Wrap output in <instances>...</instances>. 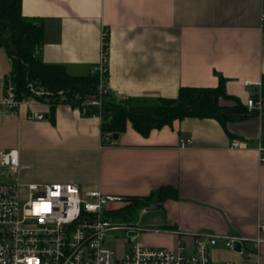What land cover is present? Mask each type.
<instances>
[{
  "label": "crops",
  "instance_id": "1",
  "mask_svg": "<svg viewBox=\"0 0 264 264\" xmlns=\"http://www.w3.org/2000/svg\"><path fill=\"white\" fill-rule=\"evenodd\" d=\"M22 14L40 21L38 57L73 76L99 63L101 32H108L106 92L119 102L175 98L181 87L214 88L242 104L254 94L246 83L264 81V0H22ZM0 49V95L10 71ZM226 104V103H225ZM43 119L31 120V113ZM98 115L79 107L23 102L0 121V152L16 150L22 184L74 183L103 195L146 197L169 187L175 198L157 203L146 246L192 248L216 236V264H264V116L250 115L222 127L214 119L185 118L147 136L130 124L114 145H103ZM241 143L233 148L232 141ZM12 179V178H10ZM139 234V233H138ZM242 237L243 253L223 246ZM259 238L258 257L251 240ZM117 239L109 237V242Z\"/></svg>",
  "mask_w": 264,
  "mask_h": 264
},
{
  "label": "built area",
  "instance_id": "2",
  "mask_svg": "<svg viewBox=\"0 0 264 264\" xmlns=\"http://www.w3.org/2000/svg\"><path fill=\"white\" fill-rule=\"evenodd\" d=\"M264 26V18H262ZM108 32H101V52L99 63L90 73L99 77L98 94L106 93ZM39 45L35 51H39ZM254 86V94L244 103L249 114L264 116V81L246 83ZM30 97L18 99L14 77L4 76L3 91L0 95V121L17 113L23 102L45 103L53 96L47 90L28 85ZM61 91L58 92L61 95ZM98 101L86 100L87 104L99 105ZM45 99V100H44ZM31 120L43 119V115L31 113ZM107 145H114L112 134L103 138ZM233 148H241V143L232 141ZM259 161L264 164V143L257 148ZM0 167L7 169V181H0V264H216L210 256V248L218 243L216 236L206 240L198 238L192 248L179 243L174 249L146 246L135 241L141 228L136 224L117 225L107 215V207L119 203L123 198L103 195L99 191H83L74 183L22 184L16 175L19 158L16 150L0 152ZM25 189L28 200L21 204V191ZM58 192V195L52 193ZM42 205H47L45 210ZM120 229L125 234L122 250L116 251L108 246V234ZM264 232V225L258 227ZM136 232L129 237L128 233ZM114 238V237H111ZM116 239V238H114ZM248 240L242 237H223V246L243 253ZM251 254L258 257L257 249L261 240L257 237L250 241ZM129 244V248L125 245ZM227 264H232L231 262Z\"/></svg>",
  "mask_w": 264,
  "mask_h": 264
},
{
  "label": "trees",
  "instance_id": "3",
  "mask_svg": "<svg viewBox=\"0 0 264 264\" xmlns=\"http://www.w3.org/2000/svg\"><path fill=\"white\" fill-rule=\"evenodd\" d=\"M21 1L0 0V49L10 60L8 73L14 77L18 99L30 97L28 85L31 84L53 94L44 99L51 109L58 104H68L79 107L85 115H98L103 145H107L103 140L105 135L121 134L128 124L141 136H147L152 130L170 126L175 120L214 119L225 127L228 122H240L254 114L247 113L244 104L226 93L222 77L214 88L181 87L175 98H159L153 103L131 99L115 102L107 92L100 96L97 73L73 76L61 65H49L40 60L35 46L40 47L43 42V25L22 14ZM99 96V105L86 103L88 98ZM175 197L176 191L165 187L146 197H126L116 203L117 207L108 206L106 213L126 221L140 209Z\"/></svg>",
  "mask_w": 264,
  "mask_h": 264
},
{
  "label": "rangeland",
  "instance_id": "4",
  "mask_svg": "<svg viewBox=\"0 0 264 264\" xmlns=\"http://www.w3.org/2000/svg\"><path fill=\"white\" fill-rule=\"evenodd\" d=\"M4 53V52H3ZM4 56H5V65L7 66V70H9V65H7V58H6V55L4 53ZM7 175V169L6 168H3V167H0V181H7V180H11L10 178L7 179L6 177ZM28 200V196H27V192L25 189H23L21 191V204H24L26 201ZM109 206L111 207H117V204L116 203H112L110 204ZM151 214V213H150ZM150 214H144L140 212V210L134 212V214L132 215V217H130L128 220L124 221L123 219H120V218H114L113 216H109L110 219L112 220V222L114 224H117V225H123V224H136L140 227H143V228H149L148 226L150 225L151 222H149L148 220V216ZM140 231H143V230H140ZM139 231V234L138 236L136 237L135 241H140L142 239V233H145V232H140ZM109 236L111 237H114L117 239V241L115 242H109L108 243V246L112 249H114L117 253V255L121 252L122 250V240L124 239L125 237V234L123 233L122 230L120 229H117V230H113L111 231L109 234ZM125 248H129V244H126L125 245Z\"/></svg>",
  "mask_w": 264,
  "mask_h": 264
},
{
  "label": "water",
  "instance_id": "5",
  "mask_svg": "<svg viewBox=\"0 0 264 264\" xmlns=\"http://www.w3.org/2000/svg\"><path fill=\"white\" fill-rule=\"evenodd\" d=\"M87 100H90V101H98L96 98L94 97H90L88 98ZM112 138L113 140H117L118 139V134H112ZM160 209V205L159 204H152L150 205L149 207L146 208V211H154V210H158ZM136 232H132V233H128V236L129 237H133V236H136ZM237 250H238V247H237Z\"/></svg>",
  "mask_w": 264,
  "mask_h": 264
},
{
  "label": "snow or ice",
  "instance_id": "6",
  "mask_svg": "<svg viewBox=\"0 0 264 264\" xmlns=\"http://www.w3.org/2000/svg\"><path fill=\"white\" fill-rule=\"evenodd\" d=\"M53 195H58L59 193L58 192H54V193H52ZM42 207L45 209V210H47V205H42Z\"/></svg>",
  "mask_w": 264,
  "mask_h": 264
}]
</instances>
